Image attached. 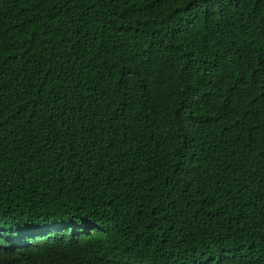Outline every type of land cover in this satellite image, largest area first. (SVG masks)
<instances>
[{
  "label": "trees",
  "instance_id": "16d2710c",
  "mask_svg": "<svg viewBox=\"0 0 264 264\" xmlns=\"http://www.w3.org/2000/svg\"><path fill=\"white\" fill-rule=\"evenodd\" d=\"M0 264H264V0H0Z\"/></svg>",
  "mask_w": 264,
  "mask_h": 264
}]
</instances>
